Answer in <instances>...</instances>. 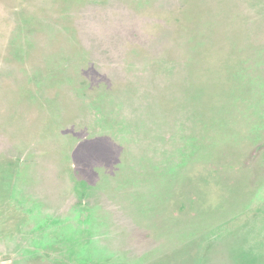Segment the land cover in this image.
<instances>
[{
  "label": "rangeland",
  "instance_id": "374dc122",
  "mask_svg": "<svg viewBox=\"0 0 264 264\" xmlns=\"http://www.w3.org/2000/svg\"><path fill=\"white\" fill-rule=\"evenodd\" d=\"M0 264H264V0H0Z\"/></svg>",
  "mask_w": 264,
  "mask_h": 264
}]
</instances>
